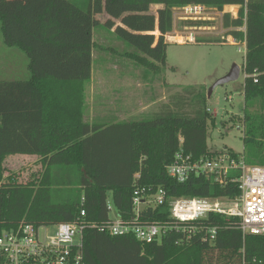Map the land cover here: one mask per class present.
Instances as JSON below:
<instances>
[{
	"label": "trees",
	"instance_id": "1",
	"mask_svg": "<svg viewBox=\"0 0 264 264\" xmlns=\"http://www.w3.org/2000/svg\"><path fill=\"white\" fill-rule=\"evenodd\" d=\"M57 1L45 0L38 29L42 28L44 12L55 8ZM186 4L208 5L220 11L226 5L238 6L237 16L224 13L221 23L226 37L236 42L245 39L241 71L248 76L242 83V155L247 164L264 166V0H87L83 10L92 18V31L97 29L99 35L112 31L115 36L111 40L132 47L123 52L124 57L144 68L159 70L165 64L164 36L175 29L172 8ZM151 5L162 6L157 16L125 13L145 11ZM23 9L24 6L0 10L2 41L25 54L28 71L25 78L0 79V233L19 223H77L81 210L85 211L82 223L101 224L108 219L107 201L120 214H130L131 198L137 188L144 194L162 189L168 198L238 195L235 183L222 187L204 174H192L180 183L166 171L179 137L183 153L195 160L219 152L207 147L208 126L214 124V118L206 107L204 88L186 86L167 96L166 102L146 119L84 122L85 90L93 64L90 60L83 63L80 57L74 63L65 59L50 36L26 26ZM101 13L108 16L102 23L94 18ZM117 19L120 25L115 24ZM181 23L202 26L204 21ZM243 26L245 31L240 29ZM155 29V33L159 32L157 38L152 34ZM139 72L143 77L144 72ZM255 73L256 82L252 77ZM15 154L39 156L44 166L41 177L23 183L5 174L4 159ZM168 215L167 205L162 204L143 211L141 219L164 223L170 220ZM206 222L217 227L210 243L197 236L177 244L179 235L174 232L165 234L159 242L143 243L132 234L113 236L98 227L86 226L83 261L264 264V234L243 235L237 217L218 214Z\"/></svg>",
	"mask_w": 264,
	"mask_h": 264
},
{
	"label": "rangeland",
	"instance_id": "2",
	"mask_svg": "<svg viewBox=\"0 0 264 264\" xmlns=\"http://www.w3.org/2000/svg\"><path fill=\"white\" fill-rule=\"evenodd\" d=\"M62 1L58 0L55 8L44 12L41 29H38V16L45 0H15L12 10L24 6L21 15L26 26L39 30L42 35L50 36L60 46L65 59H70L73 63L79 57L83 63L90 60L94 68L92 81L95 84L99 79H103L99 75L108 70L143 71V77L140 75L128 79V83L135 87L137 92L142 93L143 112L140 119H146L151 116V112L157 111L163 97L181 91L186 86L204 88L207 94L212 84L225 76L232 65L242 67L244 47L239 42H233L229 36L228 40L225 39L226 29L222 27V16L217 10L208 11L209 19L202 20V26H189L182 24L181 19L176 20L175 29L164 36V42L167 43L165 64L159 70H154L144 68L124 57L123 52L131 51L132 47L120 40H111L115 36L112 31H104L101 35L97 29L92 31V18L83 10L87 0H70L71 3L68 4L65 1L63 4ZM161 7L151 5L145 11L129 10L125 13H151L157 16V10ZM2 8L5 9L0 5V10L4 11ZM223 11L237 13L238 7L226 5ZM94 18L102 23L108 16L101 13ZM114 22L120 25L118 19ZM155 31L157 30L152 34L157 38L159 32ZM189 36L193 37L192 42L187 39ZM102 46L112 48L103 49ZM26 63L27 58L20 49L3 43L0 31V79L27 77ZM243 79L240 70L236 80L215 86L206 98V107L214 118V124L208 126L207 132V147L211 151L229 150L241 155L245 151L242 132ZM39 167L34 156L15 154L4 159L5 174H10L23 183L32 182L37 178ZM109 215L113 217L114 212L110 211ZM55 231L56 227L50 226L43 230V233L53 235Z\"/></svg>",
	"mask_w": 264,
	"mask_h": 264
},
{
	"label": "built area",
	"instance_id": "3",
	"mask_svg": "<svg viewBox=\"0 0 264 264\" xmlns=\"http://www.w3.org/2000/svg\"><path fill=\"white\" fill-rule=\"evenodd\" d=\"M213 10H217L221 16L230 13L203 4L174 6V25L178 19L181 22L184 19H209L208 11ZM231 15L235 18L237 13ZM240 29L245 31L244 26ZM187 39L191 42L194 40L192 36ZM225 39L228 40V36ZM239 43L243 45L245 54V39ZM241 72L244 78L248 76L244 71ZM257 75L258 73L252 74L254 82L257 81ZM166 171L180 183L192 174L211 176L222 187L235 183L238 195L168 198L162 189L144 194L143 189L137 188L131 198L130 214H120L107 201L108 219L101 224L82 223L81 218L85 211L81 210L77 223H57L49 226L19 223L13 228L3 230L0 233V264H85L82 238L86 226L98 227L113 236L132 234L143 243L159 242L170 232L179 235L177 244L187 243L197 236L210 243L215 239L217 227L209 226L206 221L210 216L219 214L226 218L237 217L243 235L264 234V166L249 165L243 155L232 156L227 150L195 160L191 155L183 153L182 138L179 137L178 148L172 161L166 166ZM135 176L138 177L139 174ZM162 204L168 207V222H146L141 219L143 211ZM110 211L114 212L113 217L109 215ZM50 226L56 227L55 233H43Z\"/></svg>",
	"mask_w": 264,
	"mask_h": 264
},
{
	"label": "crops",
	"instance_id": "4",
	"mask_svg": "<svg viewBox=\"0 0 264 264\" xmlns=\"http://www.w3.org/2000/svg\"><path fill=\"white\" fill-rule=\"evenodd\" d=\"M13 2L15 0H0V5H3L5 9H2L7 11L12 8ZM93 73L94 71H92L85 90L84 122L118 123L139 120L142 117V93L137 92L135 87L128 83L129 78L140 77L139 71L108 70L99 75L103 79H99L101 83L97 81L96 84L92 81ZM166 97H163V102L159 105L166 102ZM25 156L37 158L40 165L37 177L40 178L44 171L40 157L37 155Z\"/></svg>",
	"mask_w": 264,
	"mask_h": 264
},
{
	"label": "water",
	"instance_id": "5",
	"mask_svg": "<svg viewBox=\"0 0 264 264\" xmlns=\"http://www.w3.org/2000/svg\"><path fill=\"white\" fill-rule=\"evenodd\" d=\"M240 70H241L240 66L235 65V64L232 65L231 70L225 76L221 77L220 79H218L217 81H215L212 84V86L210 87L209 91L207 92V97L210 96V93H211L212 89L215 86H217L219 84L227 83L229 81L236 80L239 77V75H240Z\"/></svg>",
	"mask_w": 264,
	"mask_h": 264
}]
</instances>
